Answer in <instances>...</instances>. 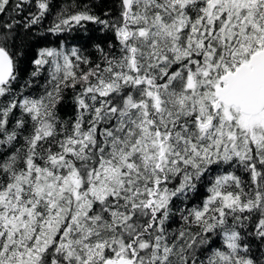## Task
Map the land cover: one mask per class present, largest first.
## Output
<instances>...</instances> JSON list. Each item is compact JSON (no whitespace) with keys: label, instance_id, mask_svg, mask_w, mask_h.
I'll return each instance as SVG.
<instances>
[{"label":"snow or ice","instance_id":"snow-or-ice-1","mask_svg":"<svg viewBox=\"0 0 264 264\" xmlns=\"http://www.w3.org/2000/svg\"><path fill=\"white\" fill-rule=\"evenodd\" d=\"M51 14L0 0V264H264V0L62 8L20 83Z\"/></svg>","mask_w":264,"mask_h":264},{"label":"trees","instance_id":"trees-1","mask_svg":"<svg viewBox=\"0 0 264 264\" xmlns=\"http://www.w3.org/2000/svg\"><path fill=\"white\" fill-rule=\"evenodd\" d=\"M77 3H90L93 5V10L96 14H101V12L113 3V0H51V9L52 14L43 22V27L34 28L33 33L22 32L19 36L18 43L22 46V50L25 51V56L21 61V73H20V83L28 78L29 72L32 70L29 63L30 59L34 58L35 50L39 47L46 46L44 37L47 36L48 40H56L55 36L48 35L44 28L47 27L50 21L55 17L56 13L62 8L75 5ZM14 15V14H13ZM7 19V17H5ZM0 22H3L0 20ZM91 31L89 33H71L69 34V43H79L81 46L85 47L89 53H94V49L91 47L94 43H101L106 45L109 40L113 37L110 33H101L96 30L95 26L89 25ZM75 37V39H73ZM19 89V84L16 85ZM71 94L69 93V96ZM72 107L68 103L62 109V115H71ZM200 197H197L193 200V203L197 202Z\"/></svg>","mask_w":264,"mask_h":264}]
</instances>
